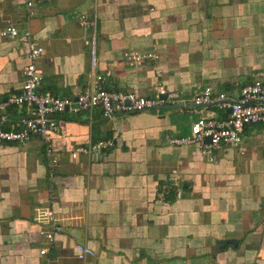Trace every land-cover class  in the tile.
<instances>
[{
  "label": "crops",
  "instance_id": "1",
  "mask_svg": "<svg viewBox=\"0 0 264 264\" xmlns=\"http://www.w3.org/2000/svg\"><path fill=\"white\" fill-rule=\"evenodd\" d=\"M7 22L19 35H1ZM25 29L44 48L38 92L59 97L101 74L104 88L141 96L191 102L209 86L236 98L264 69V0H0V97L23 81ZM128 51L156 58L128 66ZM210 113L226 114L216 101L111 117L65 111L49 140L1 144L0 264H264V125L213 161L168 141ZM22 115L10 106L0 124L19 127ZM99 138L113 146L71 157ZM54 227L51 242L39 234ZM76 244L93 255L78 257Z\"/></svg>",
  "mask_w": 264,
  "mask_h": 264
},
{
  "label": "built area",
  "instance_id": "2",
  "mask_svg": "<svg viewBox=\"0 0 264 264\" xmlns=\"http://www.w3.org/2000/svg\"><path fill=\"white\" fill-rule=\"evenodd\" d=\"M22 1L27 7H31L47 0ZM82 24L94 28V20L92 22L82 20ZM1 35L16 37L19 35V30L7 22L1 30ZM21 36L28 42V62L22 69L23 81L19 90L9 92L5 97H0V116L10 106L23 108V115L20 117L19 127L4 128L0 124V145L5 143L23 144L34 135L49 140L50 136L58 131V116L65 111L90 113L98 107L104 116L111 117L116 114L157 110L159 106L165 104L186 102L178 93L173 91H161L155 96H141L131 91L108 90L102 85L104 77L101 74L92 75L90 83L73 96L59 97L38 92L41 75L35 61L44 53V48L32 40L30 30H23ZM95 49L96 38L93 32L89 39L92 67L96 64ZM123 58L126 65L139 66L145 59L156 58V56L128 51L123 54ZM214 101L217 102L220 110L226 112L224 116L218 117L211 113L202 115L191 123L187 135L169 137V143L193 145L208 161H213L216 153L224 146L242 149L246 127L264 125V69L256 73L253 81L240 88L236 98H228L225 93L214 92L211 87L207 86L191 99L194 107L207 106ZM112 146L113 141L111 139L99 138L87 146L75 147L74 150H71L70 155L75 158L79 153L89 154ZM50 148L51 145L48 143V152H50ZM59 230L60 227L49 230L42 229L39 234L51 242ZM75 249L78 257L93 255L92 250L83 244H76ZM45 252V249L40 250L41 254Z\"/></svg>",
  "mask_w": 264,
  "mask_h": 264
},
{
  "label": "water",
  "instance_id": "3",
  "mask_svg": "<svg viewBox=\"0 0 264 264\" xmlns=\"http://www.w3.org/2000/svg\"><path fill=\"white\" fill-rule=\"evenodd\" d=\"M164 97V95H161ZM194 104L192 102H184V103H177V104H171V105H162L159 106L157 109H163V108H181L184 106H193ZM151 112H156V110H150ZM229 113V111H227ZM224 242V241H223ZM227 243H234L235 241L233 239L226 240Z\"/></svg>",
  "mask_w": 264,
  "mask_h": 264
}]
</instances>
